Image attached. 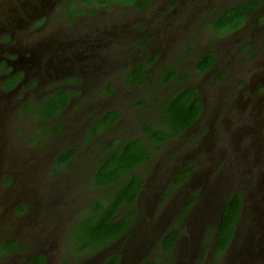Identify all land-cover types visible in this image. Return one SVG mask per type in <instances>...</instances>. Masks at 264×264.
<instances>
[{"label": "flooded vegetation", "instance_id": "flooded-vegetation-1", "mask_svg": "<svg viewBox=\"0 0 264 264\" xmlns=\"http://www.w3.org/2000/svg\"><path fill=\"white\" fill-rule=\"evenodd\" d=\"M236 8L247 10L238 28L245 25L248 19L254 18L257 13L254 25L258 27V34L264 31V0H136L135 3H121L117 0H0V264L19 263L20 259H13L19 253H25L21 264H32L38 257L44 259L42 264H48L49 257L43 249L54 235L53 230L61 223L65 227L66 236L69 237L73 225L92 202L86 199L78 212L77 209L69 210L78 200L77 197H72V193L68 194L69 185L81 184L83 181L74 164L75 158L80 154H88L89 147L99 146L95 150L93 180L95 171L106 154L130 138L126 136L106 144L103 136L125 118L117 109L110 107L109 99L117 90L115 86L106 85L105 89L94 95L90 91L98 85L85 80L102 67L105 69V66L96 62L100 59L107 62L109 42L138 43L139 53H143V45L156 44L155 51L146 56L143 63L133 65L126 71L124 75L127 83L120 89L125 88L127 91L126 86L130 85L154 91L162 82L168 85L174 80L173 78L165 82V71L169 67H162L165 64L162 61L165 57V47H173L174 43L183 39L180 28L207 25L214 38H217V35L227 33L215 32L213 23L227 10ZM224 42L220 40V43ZM262 45L261 41L254 47L244 44L243 53L254 58H263V64ZM47 49H53L54 52L49 54ZM228 53V50L224 49L220 54L225 57ZM204 55L212 58L213 66L200 72L195 69L196 62ZM69 56L75 57L78 64L69 62ZM187 58H192L187 73L192 77H203L218 68L216 52L194 54L188 50L178 57L180 60ZM136 70L143 74V78L134 79L130 76ZM158 71H162L160 76H156ZM178 74L181 77L179 72L175 77L178 78ZM52 79L54 82L50 83ZM56 79L58 81H55ZM188 87L195 89V96L203 105L197 120L173 141L164 145L159 143L157 150L150 148V161L138 166L139 168L154 162L155 153L167 148L169 143L190 134L200 121L205 112L203 100L198 96L200 88L189 85L179 91ZM31 92L37 94L38 102L30 100ZM173 94L169 93L161 102L153 100L155 111L151 113L150 118L139 117L131 120L132 124H135L132 127H138L135 137L145 139L144 130L149 126L156 127L154 124L157 118ZM80 96H85V99L80 104L75 103ZM254 99L256 101L249 111L252 113L253 109H257L260 116V109L264 107V95ZM131 100L132 106H138V96ZM73 106L74 109H70ZM142 106L143 104L139 105ZM100 108L103 109L102 112ZM16 111L17 115L13 117ZM249 116L255 118L254 114ZM112 118L116 119L112 121ZM61 135L64 139L60 147H57L56 140ZM202 145L203 141H199L198 148ZM184 164L178 170H185ZM83 166L86 167V164ZM175 173L168 182L173 183L178 177V171ZM136 175L142 180V184L135 207L145 186L143 176ZM184 182L178 185L181 186ZM16 185L31 187L37 192L33 196L38 199L35 210L40 211L39 226L35 228L37 234L34 233L33 243L27 250L12 237L15 220L9 219V212L21 214L23 217L33 215V210L29 211L24 204L28 197L18 195L14 188ZM202 191L201 189L198 196L195 195V200L201 196ZM232 195H226L221 200L218 218L226 199ZM240 195L242 208L237 223L244 210V195ZM68 210L72 214L76 211L77 215L74 214L63 222L59 216H65ZM181 210L182 208L179 209L178 219L174 215L168 218L176 221L166 228L165 234L173 227L180 234L183 228H186L183 220L188 213L182 215ZM138 215L136 212L131 227L123 235L134 228ZM169 215L168 213L167 216ZM36 216L37 214L35 218ZM237 223L228 246L235 237ZM255 225L257 226V222ZM140 229L142 231V227ZM69 254L73 257L71 251ZM107 257L109 255H105L103 259ZM124 263L126 260L121 256L119 264Z\"/></svg>", "mask_w": 264, "mask_h": 264}, {"label": "rangeland", "instance_id": "rangeland-1", "mask_svg": "<svg viewBox=\"0 0 264 264\" xmlns=\"http://www.w3.org/2000/svg\"><path fill=\"white\" fill-rule=\"evenodd\" d=\"M257 15L256 13L255 17ZM255 17L248 19L245 25L234 31L217 35V38H214L207 25L180 28L183 39L174 43L173 47H165L162 61L165 64L162 67L173 68L181 77L178 74V78L174 77L168 85L162 82L154 91L130 85L126 86L127 91L125 88L120 89L127 83L124 75L126 71L133 65L143 63L145 57L155 51L156 44L143 45V53H139L138 43L109 42L107 62L102 59L96 62L105 66V69L102 67L92 75L88 73L90 76L85 78L87 82L92 81L98 85L90 91L94 95L105 89L106 85L115 86L117 90L109 99L110 107L117 109L125 118L103 136L106 144L126 136L129 139L135 138L138 127H132L135 125L131 122L133 118H150L155 111L153 100L164 101L169 93L175 94L189 85L200 88L198 96L203 100L205 112L190 134L155 153L154 162L134 170L135 174L143 176L145 186L136 204L139 215L130 232L98 253L72 257L69 254V237L65 234V227L58 223L53 230L54 235L43 249L49 257L48 264H102L106 259H103L105 255L122 256L126 260L124 264H170L167 259L172 257L160 249L159 239L165 235L166 228L176 221L168 218L174 215L178 219L179 209H183L192 195L198 196L201 189V196L194 200L186 219L183 220L186 228L180 234L175 252L178 257L173 264H264V107L260 109V116L257 109H253L252 113L249 111L256 101L254 97L264 95V62L261 64L263 58H254L243 53L244 44L254 47L260 41L264 51V31L258 34V27L254 25ZM220 40L225 41L224 44ZM224 49L229 52L225 57L220 54ZM188 50L194 54L216 52L217 70L198 78L188 75L192 58L178 59ZM47 52L51 54L54 50L47 49ZM68 61L73 65L78 64L73 56H69ZM161 74L162 71H158L156 76ZM53 82L52 79L50 83ZM134 96L139 97L138 106L131 105ZM84 99L85 96H80L75 103L80 104ZM30 100L38 102L39 98L36 93L31 92ZM140 104L143 106L139 107ZM70 109H74V106ZM100 111L103 109L100 108ZM249 114H254L255 118H252L253 115L250 118ZM16 115L17 111L13 117ZM29 120L32 121L33 118ZM62 137L61 135L56 140L57 147L62 144ZM103 141L101 138V142ZM199 141H203L200 148ZM98 147H89L88 154H80L75 158L74 164L83 181L81 184L69 185L68 194L72 193V197L78 198L77 204L73 203L70 211L77 209L78 212L86 199L94 201L101 196L102 190L96 188L92 182L95 150ZM182 164L186 169L193 166V170L187 175L183 185L174 186L168 179L175 172L178 171L179 175L184 171L178 170ZM14 188L18 195L28 197L24 204L29 211L33 210V215L25 217L9 212V219L15 220L12 237L27 250L33 243V235L37 234L35 228L39 226L40 211L35 210L38 199L33 196L37 192L26 186L16 185ZM232 194L244 195L243 214L237 223L233 242L221 255L216 256L211 248L210 237L215 231L221 200ZM69 210L65 216H59L63 222L76 212L72 214ZM51 226L52 224L50 228ZM132 238L135 240L131 241ZM128 244L129 248L126 247ZM203 251L207 255L201 259ZM24 254L19 253L13 258L20 259L15 264L22 263Z\"/></svg>", "mask_w": 264, "mask_h": 264}, {"label": "trees", "instance_id": "trees-1", "mask_svg": "<svg viewBox=\"0 0 264 264\" xmlns=\"http://www.w3.org/2000/svg\"><path fill=\"white\" fill-rule=\"evenodd\" d=\"M117 1L121 3L136 2V0ZM246 13L247 10L241 8L227 10L213 23V29L215 32L222 33L234 31L242 24L243 15ZM211 66H213L212 58L204 55L197 59L195 69L203 72ZM165 72V82L172 80L178 73L171 67L167 68ZM130 76L134 79L143 78V74L137 70ZM202 107L201 101L195 96L193 87L183 89L167 100L164 111L154 124L156 127L149 126L144 130L145 139L139 137L129 139L106 154L93 176L94 186L102 190L101 196L89 203L88 208L85 209L78 222L73 225L69 234L68 246L73 256L98 253L113 241L124 236L123 234L131 227L136 215L134 204L142 184V180L134 172L135 168L150 161V148L154 147L157 150L159 143L164 145L178 138L197 120ZM115 119L112 118V121ZM192 169L193 166H190L179 173L171 184L177 186L184 182ZM194 200L195 195L185 203L181 210L182 215H186L190 211ZM241 201L240 194L232 195L225 201L224 208L217 219L215 231L210 237L211 248L216 256L226 250L232 238L242 208ZM179 236L180 232L173 227L159 239L160 249L172 257L167 259L170 264H173L178 257L175 252ZM133 240L135 238L131 239V241ZM129 246L130 244L126 247L129 248ZM206 255L203 251L200 258L203 259ZM120 259L121 256L110 255L102 264H119ZM36 261L33 263L42 264L44 259L38 257Z\"/></svg>", "mask_w": 264, "mask_h": 264}]
</instances>
